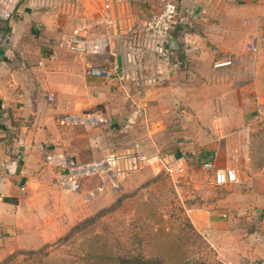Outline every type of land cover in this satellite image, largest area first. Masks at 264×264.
<instances>
[{
  "label": "crops",
  "instance_id": "crops-1",
  "mask_svg": "<svg viewBox=\"0 0 264 264\" xmlns=\"http://www.w3.org/2000/svg\"><path fill=\"white\" fill-rule=\"evenodd\" d=\"M102 1L0 0V244L22 221L24 192L32 175L43 165L51 168L48 157L70 156L58 146L63 141L62 120L80 118L81 111L102 100L101 94L106 110L112 113L116 108L120 114L122 105L113 103L108 92L127 95L131 80L142 91L156 85L149 82L156 60L143 38L127 81L120 84L88 75L91 67L120 63L125 48L117 34L141 25L159 9L158 0H129L112 14L118 21L115 28L103 23ZM175 2L178 21L169 38L172 68L166 82L184 81L175 89L183 93L181 101L187 106L208 105L206 100H195L198 91L186 78L196 79L198 72L199 77L211 76L216 60L231 62L228 70L218 69L223 75L229 73V83L217 86L221 97L211 99L225 117L220 118L221 130L230 131L223 136L225 141L202 128L197 146L183 147L189 158L176 155L184 157L187 165L190 159L194 169L211 179L212 172L203 170L202 163L232 167L238 178V183L226 186L233 193L217 199L215 209H190L188 218L205 235L221 264H264V0ZM72 29L89 39L108 36L110 52L98 58L68 52L62 37ZM187 42L192 43L188 49L184 48ZM178 56L186 63L183 72ZM110 120L89 119L96 127L108 121L111 125ZM244 127L247 136L230 138ZM133 145L147 156L163 153H146L137 143ZM236 149L244 152L232 156ZM187 177L182 182L187 183Z\"/></svg>",
  "mask_w": 264,
  "mask_h": 264
},
{
  "label": "rangeland",
  "instance_id": "rangeland-1",
  "mask_svg": "<svg viewBox=\"0 0 264 264\" xmlns=\"http://www.w3.org/2000/svg\"><path fill=\"white\" fill-rule=\"evenodd\" d=\"M182 57L176 61L183 72L186 63ZM211 68V76L199 77L198 72L196 79L186 78L198 91L195 100H206L208 105L184 104L183 93H175L183 80L157 83L148 91L131 80L127 95L108 92L113 103L122 105L120 114L116 108L112 113L106 110V98L101 94V101L81 111L80 124L63 126L60 151L89 164L110 154L123 155L137 143L146 153L163 150L189 158L183 147L187 143L197 146V135L206 127L216 140L225 141L230 131L221 130L220 120L225 117L211 99L221 97L216 89L229 83V73ZM210 89L216 92L210 93ZM96 116L101 121L110 117L111 125L108 121L104 127L94 126L89 119ZM189 162L186 183L183 176L170 177L150 166L129 171L124 160L117 188L98 175L84 178L79 194L63 192L56 171L41 166L24 192L22 221L0 244V264H120L119 258L136 256L161 264H221L205 235L192 226L188 212L215 209L216 200L233 191L215 187L208 173L194 169ZM100 186L105 187L103 193L88 201L84 198L86 192Z\"/></svg>",
  "mask_w": 264,
  "mask_h": 264
},
{
  "label": "built area",
  "instance_id": "built-area-1",
  "mask_svg": "<svg viewBox=\"0 0 264 264\" xmlns=\"http://www.w3.org/2000/svg\"><path fill=\"white\" fill-rule=\"evenodd\" d=\"M129 0H103L102 17L103 23L108 26L118 27V21L112 16L121 5L128 3ZM159 9L141 25L136 23L124 34H117V41L124 45L122 61L114 62L109 65L91 67L88 75L105 81H117L123 83L128 80L129 67H134L135 55L139 49L140 39L150 45V50L154 54L156 65L155 74L149 80L152 84L166 81L172 68V49L170 48L169 38L172 29L178 21V5L175 0H158ZM7 18L8 15L5 14ZM64 48L74 54H82L94 58L102 57L110 52V39L107 36L97 38H87L79 29H72L62 37ZM192 43H186L184 48H190ZM229 61L216 60L213 69L218 70L230 65ZM47 101L52 103V98ZM63 124L80 121V118L65 117ZM248 135L247 127L233 133L230 138L245 137ZM236 149L231 151V155H238ZM128 165L129 171H139L143 166L155 168L158 172L169 175L170 177H185L188 175L189 168L186 160L182 156L173 153L163 152L152 156H147L137 150L136 146L125 154H110L97 163H80L68 156H51L47 158L50 167L57 173L59 188L65 193L81 192V182L84 178H92L98 175L105 176V181L109 182L113 188H117V177H119V166L122 161ZM202 169L212 172V182L215 187H225L238 183L236 172L232 167L218 168L210 162L202 163ZM105 187L100 186L84 194L88 201L93 199L98 193L104 192Z\"/></svg>",
  "mask_w": 264,
  "mask_h": 264
},
{
  "label": "trees",
  "instance_id": "trees-1",
  "mask_svg": "<svg viewBox=\"0 0 264 264\" xmlns=\"http://www.w3.org/2000/svg\"><path fill=\"white\" fill-rule=\"evenodd\" d=\"M120 264H161L157 260H146L140 257H127V258H119L118 259ZM188 262H184L181 264H187Z\"/></svg>",
  "mask_w": 264,
  "mask_h": 264
}]
</instances>
